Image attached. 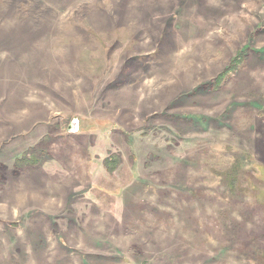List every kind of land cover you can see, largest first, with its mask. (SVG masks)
Here are the masks:
<instances>
[{"label": "rangeland", "instance_id": "374dc122", "mask_svg": "<svg viewBox=\"0 0 264 264\" xmlns=\"http://www.w3.org/2000/svg\"><path fill=\"white\" fill-rule=\"evenodd\" d=\"M263 112L264 0H0V264H264Z\"/></svg>", "mask_w": 264, "mask_h": 264}, {"label": "crops", "instance_id": "0c3cea01", "mask_svg": "<svg viewBox=\"0 0 264 264\" xmlns=\"http://www.w3.org/2000/svg\"><path fill=\"white\" fill-rule=\"evenodd\" d=\"M252 126L253 135L249 136L250 148L247 151L264 168V112L255 116Z\"/></svg>", "mask_w": 264, "mask_h": 264}, {"label": "trees", "instance_id": "16d2710c", "mask_svg": "<svg viewBox=\"0 0 264 264\" xmlns=\"http://www.w3.org/2000/svg\"><path fill=\"white\" fill-rule=\"evenodd\" d=\"M233 71V70H232ZM230 69L228 70H226L224 73H222V75L219 77V78H217L218 79V81H219V83L221 84V83H223L224 82V80H225V78H226V76H228L229 74H230ZM39 148V147H38ZM31 153H34L32 156H35V153H37V151L36 152H34V151H32ZM31 153L29 152L28 154L26 153L24 156H23V158H21V159H18L17 160V166H22V165H25V166H31L34 162H32L31 160L33 159V157H31ZM28 155V156H27ZM34 160V159H33ZM108 167V166H107ZM109 168V167H108Z\"/></svg>", "mask_w": 264, "mask_h": 264}, {"label": "water", "instance_id": "95a60500", "mask_svg": "<svg viewBox=\"0 0 264 264\" xmlns=\"http://www.w3.org/2000/svg\"><path fill=\"white\" fill-rule=\"evenodd\" d=\"M79 131V122L76 120L72 123L70 127V132H78Z\"/></svg>", "mask_w": 264, "mask_h": 264}]
</instances>
